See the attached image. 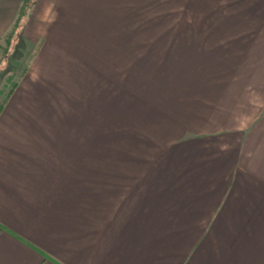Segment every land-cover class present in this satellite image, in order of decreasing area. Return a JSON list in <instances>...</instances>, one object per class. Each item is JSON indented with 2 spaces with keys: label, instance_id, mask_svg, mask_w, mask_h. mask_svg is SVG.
Returning a JSON list of instances; mask_svg holds the SVG:
<instances>
[{
  "label": "crops",
  "instance_id": "obj_1",
  "mask_svg": "<svg viewBox=\"0 0 264 264\" xmlns=\"http://www.w3.org/2000/svg\"><path fill=\"white\" fill-rule=\"evenodd\" d=\"M114 1L34 0L16 31L23 0H0V44L15 28L17 52L26 45L32 52L27 70L0 106V264H264V99L256 100L264 96V80L261 85L236 80L244 85L240 94L188 92L186 98L199 103L193 110L204 119L163 118L158 129L141 114V104L116 102L111 132L105 125L100 134L87 132L85 119L91 126L90 114L105 112L109 103L93 109L87 95L84 109L72 105L65 91L72 87L69 74L78 68L72 61L78 57L66 47L74 38L83 42L85 35L93 43L87 17L97 6V13H104L101 22L113 18ZM214 21L206 35H177L184 57H255L248 45L254 39L218 34L229 25ZM257 26L264 27V21ZM183 82L191 85L190 79ZM250 85L255 87L249 90ZM255 88L262 93L253 100ZM134 126L142 146L124 141L119 147L121 140L130 141ZM160 133L175 138L153 155L149 146ZM109 136L116 138V184L127 188V196L106 214L108 190L85 178L94 158L88 159L87 148L83 154L63 140L99 142ZM100 153H92L96 161Z\"/></svg>",
  "mask_w": 264,
  "mask_h": 264
},
{
  "label": "rangeland",
  "instance_id": "obj_2",
  "mask_svg": "<svg viewBox=\"0 0 264 264\" xmlns=\"http://www.w3.org/2000/svg\"><path fill=\"white\" fill-rule=\"evenodd\" d=\"M30 2L26 7L27 12ZM100 8L96 6L94 15L89 14L87 17L88 24L90 23L89 28L92 31L90 38L93 39V43L86 42L87 39L90 40L85 35L82 37L83 42H77V38H74V41L66 47L68 54L78 57V59L72 60L78 68L73 69V76L69 74L72 80V89L65 91L70 96L69 98H72V105L75 104L84 109V101L87 95L91 99V106H89L93 109L102 108L100 102L109 103V108L104 109L105 112L99 111L98 115L90 114L93 117V122L95 121L91 126L94 125L96 128L89 125L90 118L85 119V124L89 128L87 132L97 134L103 125H105L106 131L110 130L109 132H111L113 124L110 119L113 118L114 113L116 114L114 107L116 102L141 104L139 108L141 114L150 116L153 128L158 129L159 126H162L160 121L163 118V121L170 123H172L171 121L176 122L180 118L181 120L183 118L198 120L201 115L193 110V105H199V103H194L195 99L193 98L187 99L186 94L188 92L207 91L206 93H197L199 97V94L216 93V89H219L217 92L223 94H231V92L240 94L242 90L244 92L242 89L244 85H239L236 82L238 79L247 83L251 81L252 84L257 81L260 85L263 83L264 42L256 41L258 36H264V27L257 26L260 20L264 21V0H115L113 8L116 10L113 9V18L110 14L109 18L103 22H101V17L104 13L101 10L97 13ZM215 17L222 19V22H227L229 25L218 34L233 35L237 38L247 35L254 39L248 45L254 47L250 54H254L255 57L242 58L240 55L228 59H191L184 57L180 50L182 44L178 43L177 35H206L214 27ZM93 23L96 24V28H94ZM94 30L95 33H93ZM14 33L15 28L8 34L10 36ZM7 37L6 35L4 37L5 42L0 44V55L5 56L9 52L5 58H0V106L9 97H7L8 90L14 83H18L27 70L32 56V52H29L30 46L26 45L28 50L18 53V44L12 43V41L10 44L9 40H6ZM223 39L227 38H219V40ZM218 46L223 49L225 44ZM75 61L81 63L76 65ZM185 62L186 65L183 67ZM224 66L230 68H223ZM91 68L94 71L88 72ZM68 70H71V66H68ZM229 73L231 75H228ZM192 75L195 76V79ZM33 76L36 77V74ZM184 78L190 79L191 85L183 82ZM138 85L142 87H138ZM253 87L255 86L250 85L249 90ZM103 92L105 93L104 98H102ZM260 93L262 90L253 89L250 92V99L255 100ZM263 97L260 95L256 100L262 101ZM201 101L199 99V102ZM205 101V104L208 102L215 104L212 100ZM133 107L130 106V112L138 114V112L135 113V107ZM124 109L122 108V110ZM184 111H189L190 114L183 115ZM175 112H181V114L177 115ZM112 114L113 116H110ZM105 118L107 122L102 123ZM200 118L204 119V115ZM122 120L123 117H116L118 130L123 125L120 122ZM138 129L140 128L137 126L133 130L131 129L133 133L130 141L121 140L120 142L128 141L125 144H135L136 147L142 146L139 144V134L136 131ZM81 132H85V129H82ZM106 135L109 134L106 133ZM170 137L175 138V136L165 133L157 134L153 138L149 146L153 148V155L168 146L172 139ZM63 142H66L65 145L67 146H70L71 143L73 149L76 148L78 151L83 149V154L87 148L90 153L88 159L94 158L93 162L88 161L89 168L84 172L85 178L89 180L90 185L95 184L101 188L104 185L106 191L108 190L110 197L107 196L105 202L106 214L113 209L118 200L119 202L125 201L123 198L127 188L116 184V162H119L116 159V138L109 136L99 139V142L96 139H89L88 141L85 138H73L63 140ZM98 146L103 155L96 152ZM118 146L123 147L124 143ZM90 147L95 151H90ZM134 148H131V152L133 151L132 154L135 155L136 148ZM92 153H100L98 157L100 162L96 161L97 157ZM79 157L81 156L78 155L76 158L79 159ZM89 162L95 164V169L90 168ZM123 162L124 160L121 161V164ZM94 178L101 179V181L94 183ZM93 189H97V187H93ZM117 192L120 193L119 196ZM91 193L90 197L92 196Z\"/></svg>",
  "mask_w": 264,
  "mask_h": 264
},
{
  "label": "trees",
  "instance_id": "obj_3",
  "mask_svg": "<svg viewBox=\"0 0 264 264\" xmlns=\"http://www.w3.org/2000/svg\"><path fill=\"white\" fill-rule=\"evenodd\" d=\"M29 1H31L30 2V6H31V4H32V2L34 1V0H23V2H22V5H21V7H20V11H19V15H18V19H17V22H16V29H18L20 26H21V23H22V19L24 18V16L26 15V13H27V9H26V7L28 6V3H29ZM9 38L7 39V40H9L8 42L11 44V41H12V35H10V36H8ZM9 44V45H10ZM14 86H16V83H14V85L13 86H11V88L8 90V92H7V97L8 96H10V94L13 92V90H12V88H14Z\"/></svg>",
  "mask_w": 264,
  "mask_h": 264
}]
</instances>
